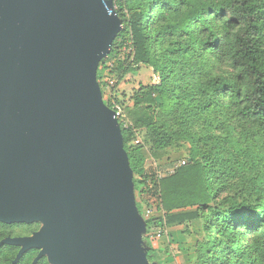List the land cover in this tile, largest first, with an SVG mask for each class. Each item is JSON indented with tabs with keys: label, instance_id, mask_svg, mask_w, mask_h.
<instances>
[{
	"label": "trees",
	"instance_id": "16d2710c",
	"mask_svg": "<svg viewBox=\"0 0 264 264\" xmlns=\"http://www.w3.org/2000/svg\"><path fill=\"white\" fill-rule=\"evenodd\" d=\"M110 1L122 28L99 67L113 73L116 62L117 82L141 66L159 78L122 109L134 186L153 177L136 136L154 160L190 146L187 163L156 185L157 228L199 222L195 264H264V0ZM97 81L103 95L99 69ZM112 98L104 104L115 111ZM39 229L0 222V264H51L12 243Z\"/></svg>",
	"mask_w": 264,
	"mask_h": 264
},
{
	"label": "water",
	"instance_id": "95a60500",
	"mask_svg": "<svg viewBox=\"0 0 264 264\" xmlns=\"http://www.w3.org/2000/svg\"><path fill=\"white\" fill-rule=\"evenodd\" d=\"M118 31L101 0H0V222L56 264H146L130 168L97 81Z\"/></svg>",
	"mask_w": 264,
	"mask_h": 264
},
{
	"label": "rangeland",
	"instance_id": "374dc122",
	"mask_svg": "<svg viewBox=\"0 0 264 264\" xmlns=\"http://www.w3.org/2000/svg\"><path fill=\"white\" fill-rule=\"evenodd\" d=\"M101 3L105 7L111 8L116 18L118 30H120L122 28L121 20L116 14L112 1L101 0ZM106 57L102 58V60L105 61ZM107 66L111 68L113 73H109V69H105L103 66L99 67L98 65L103 89V102L108 101L111 95H113L112 102H114V97L118 102H121V106H115L121 114L117 122L124 127H128L129 122L124 116L123 107L132 104V97L139 88L158 84V75L154 74L151 68L141 66L138 69L127 72L123 79L117 82L119 70L117 69L116 62L115 64L112 62L107 63ZM109 82L113 84L110 85ZM115 84L117 86L112 89ZM116 109L115 111H117ZM137 143L143 146L142 154L146 159L145 171L149 176L159 171L161 173L160 175L164 177V175L171 173L176 167L180 166V163H187L188 161L190 146L187 143H180L175 147L167 149L165 151L166 154L159 160H154L150 156L148 148L145 147L139 135L136 136L132 145ZM133 180L140 182L141 179L138 176L130 174L133 205L139 222L138 239L146 264H195L197 256L196 243L203 237L200 223L196 222L157 228L156 223L164 215L159 206L158 195L155 194V189L151 183L146 182L145 186H134ZM39 226V231L34 233L31 238L35 237L44 227L42 223H39ZM50 243L52 246L46 254V258L51 264H56L54 259L59 256V250L53 240H50Z\"/></svg>",
	"mask_w": 264,
	"mask_h": 264
},
{
	"label": "built area",
	"instance_id": "2783aa9c",
	"mask_svg": "<svg viewBox=\"0 0 264 264\" xmlns=\"http://www.w3.org/2000/svg\"><path fill=\"white\" fill-rule=\"evenodd\" d=\"M110 83V85H112L113 83L112 82H109ZM111 97V96H110ZM114 112V115H115V118L118 120V117H120L121 116V114L119 113V111L117 110V111H113ZM186 163L185 162H182V163H180V166H178V167H176L175 169H174V171H172L171 173H167L166 175H172L174 172H175V170L177 169V168H179V167H181V166H184ZM161 173L159 172V171H156V172H154V174L152 175L153 177H152V181L149 179L147 182H149V183H151L152 184V187L155 189V194H157L158 195V198H159V191L157 190V184H158V182L163 178V176H161L160 175ZM165 176V175H164ZM159 206H160V199H159Z\"/></svg>",
	"mask_w": 264,
	"mask_h": 264
}]
</instances>
